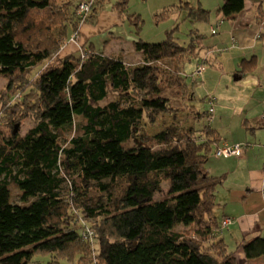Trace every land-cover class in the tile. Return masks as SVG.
<instances>
[{"label":"trees","instance_id":"obj_1","mask_svg":"<svg viewBox=\"0 0 264 264\" xmlns=\"http://www.w3.org/2000/svg\"><path fill=\"white\" fill-rule=\"evenodd\" d=\"M83 1L0 0V264H30L45 254L53 258L47 264L77 256L86 264H236L213 217L221 178L206 169L217 131L204 125L141 134L142 123L178 111L170 95L195 100L196 81L189 83L184 64L202 37L191 31L181 44L172 30L161 43L137 39L141 59L134 65L92 51L59 59L69 33L104 8V0H94L80 17ZM128 1L112 9L125 11ZM262 1L255 10L260 38ZM243 7L244 0H223L218 12L235 19ZM129 18L137 34L141 21ZM209 18L188 8L192 24ZM240 66L253 71L256 64ZM186 107L196 123L208 116ZM30 117L35 125L20 136L18 125ZM165 181L166 195L155 200ZM11 184L31 201L13 204ZM241 248L246 259L264 256V239Z\"/></svg>","mask_w":264,"mask_h":264},{"label":"crops","instance_id":"obj_2","mask_svg":"<svg viewBox=\"0 0 264 264\" xmlns=\"http://www.w3.org/2000/svg\"><path fill=\"white\" fill-rule=\"evenodd\" d=\"M254 1L252 3L244 0L243 10L235 19L228 20L229 25L225 24L224 21L222 23L221 18L223 17L219 14L221 18L216 23L219 28L217 30L218 34L215 33L217 37L212 42L215 46L209 49L211 43L206 47L202 45L204 42L201 41L199 50L205 56L200 60L193 61L197 67L201 62L208 63V60L211 57L213 58V54L218 55V57L216 56L211 60L212 64L210 63L209 69H212V72H208V69L204 68L201 77L199 76L200 78L197 77L196 79V81L204 79L203 75L206 73L212 74V78L220 77L219 83H216V91L207 93L209 97L207 98L213 100V113L210 116L212 121L210 123L217 133L218 124L224 122V115H222V112H218L216 108L217 103L219 105L222 102L219 99L235 97L241 98L242 101L240 112L243 119L239 132L243 129L245 134H239L234 138L230 133L228 139L222 138L221 142H219L220 139L218 140L215 149L233 144H242L243 149L241 147L237 157H216L214 152L206 162L208 173L221 178L222 184L217 189H224L225 191L222 199L224 200L223 206H227L229 202L225 197L228 190H238L234 195V199L238 198L240 203L244 205L242 213L230 214L224 212L227 213V216H224L225 218L221 220L213 213V217L218 224H221L225 219L234 220L226 227L221 226L217 234L218 238L224 241L227 249L230 240L235 239L236 251L230 255L235 259L236 264H264V256L246 259L241 248L244 241L257 237L264 239V174L260 171V165L264 166V131H262L264 130V38L259 37L261 28L255 19V10L260 0L258 3L256 0ZM120 15V12L112 8L109 12L105 9L101 10L93 23H82L79 26L76 41L70 42L68 39L61 46L57 57L61 59L72 54L78 56L79 47H84L88 53L92 51L107 56H122L123 61L126 59L130 62L132 60L139 61L141 59L140 55L135 52L133 47L135 38L130 35L129 28H126L125 21ZM71 35L70 32L69 36ZM121 41L126 42L125 45H122ZM127 43L128 46H126ZM258 49L260 50L257 51ZM253 59L256 64L255 69L253 71H243L240 64L243 61ZM224 68L231 75L227 84L219 86L220 82L223 84ZM219 72H221L220 75ZM257 131L261 133L257 135ZM228 174H231L232 181H226ZM255 183H260L263 190L259 191L261 188L253 189ZM254 192L258 193L257 196L253 195ZM216 196H218V190L217 194L215 191V200ZM253 202H255L254 207H252ZM218 205L220 204L218 203ZM225 230L227 235L224 234Z\"/></svg>","mask_w":264,"mask_h":264},{"label":"rangeland","instance_id":"obj_3","mask_svg":"<svg viewBox=\"0 0 264 264\" xmlns=\"http://www.w3.org/2000/svg\"><path fill=\"white\" fill-rule=\"evenodd\" d=\"M117 0H104V8L105 11L111 10L112 5L116 2ZM249 2L254 3V0H247ZM257 3L259 0H256ZM223 0H129L127 7L125 11H121V18L125 21V26L128 29L129 28V33L132 37L135 38V40H141L145 43H152V44H157L161 43L166 39V34L169 31L173 30V36L177 38L180 43H187L190 41V36L189 34L191 31L197 32L201 37H202V42H204L202 45H208L210 44V48L215 46L214 43H212L215 38L217 37V30L219 29L218 26H216L217 21L219 20L220 13L218 12L219 7L222 5ZM201 8L203 10H206L209 12V22H197V23H190L188 20H186V16L188 15V8ZM263 8H264V0H263ZM136 15L138 16L139 20L141 21L140 23V31L136 34L135 27L131 24L130 18L131 16ZM222 19L225 22V24H230L228 20H233V19ZM248 24V23H246ZM216 30L217 34L212 35L211 34V28ZM194 38V37H193ZM119 41V40H116ZM120 42V41H119ZM122 45H125L126 42L121 41ZM261 43V42H260ZM264 44V42H263ZM128 46V43L126 44ZM206 46V47H208ZM126 48V47H125ZM263 48V46H262ZM258 49L257 51H259ZM252 52V51H251ZM218 54V53H217ZM223 55V54H221ZM204 53L197 48L195 50V55L191 56L188 61L185 62L184 64V74L187 75L189 79V83L192 80L197 79V77H192L193 73L195 72L196 66L195 62L197 59H202L204 57ZM207 56V55H206ZM218 57V55L213 54L214 57ZM206 58V57H205ZM211 57L207 62H204L201 64L203 65V70L204 68L208 69V72H212V69H209L210 65L212 64L211 60H213ZM207 59V58H206ZM248 61V60H247ZM140 61H134L132 60H124V63L127 65H134ZM207 63V64H206ZM211 63V64H210ZM219 75L221 72L218 73ZM224 76L222 77V82H220V85L227 84L229 80V76L231 75L226 68H224L223 72ZM199 77V76H198ZM201 77V76H200ZM199 77V78H200ZM204 79H200V81H196V85L194 87V93H195V100L192 102H189L188 100V94H184L182 97L184 99H174V96L171 97V101L175 103L176 107L175 110H178L176 112H171L167 114H162L158 116L156 121L153 124H145L142 123V132L141 134L146 136V137H152L163 130L171 129V128H176V129H183L185 131H192V129H200L204 125H209L211 126V123L209 121V117H204L198 123L195 121V116H194V109L187 108L186 106H194L199 112L205 113L210 105L208 103V94L209 91L215 92L216 91V83H219V78H212V74L206 73L203 75ZM5 86V80H3L0 77V91L4 90ZM221 91V90H220ZM171 93H174L173 91ZM170 93V94H171ZM175 94V93H174ZM208 97V98H207ZM208 100H207V99ZM219 99V97H218ZM219 101L220 104L218 105L217 103V110L218 112H222V115H224V122L222 124H218V138L220 139L219 142H221L222 138H229L230 133L236 138L237 135L239 134H245V131L242 129L241 132H239L241 128V122H242V116L240 112V108L242 106V101L241 98H235L231 97L229 98H220ZM185 102V104L183 103ZM215 107V106H214ZM227 117V118H225ZM3 118V117H2ZM1 118V119H2ZM210 124H209V123ZM35 125V121L33 118H25L21 121V123L18 125V134L20 136H23L27 130L32 128ZM212 127V126H211ZM213 128V127H212ZM264 131V130H262ZM260 131H257V135L260 134ZM204 138L202 136H198V141L203 140ZM131 143L129 142L127 145H130ZM242 149L243 145L240 144ZM215 146L211 147V153L209 154L208 158L212 156V154L215 152L214 151ZM216 150V149H215ZM260 158V156H259ZM260 161V159H259ZM258 161V162H259ZM264 162V160H263ZM262 162V163H263ZM260 171L263 172L264 174V166L262 164L260 165ZM231 174L227 175L226 181H232L231 180ZM256 184V185H255ZM253 185V189L255 188H261L260 183H255ZM168 182L165 181L164 183L161 184L160 190L154 194V199L155 200H160L164 198L166 195L168 188H167ZM259 185V187H258ZM218 190V196H216V201L217 205L215 206L213 213L218 219L225 218L224 216H227V213L230 214H240L242 213V210H244V205L240 203V200L238 198L234 199L235 193L238 192V190H228V192L225 193V197L229 200L227 206L224 205V200L223 197V192L224 189H216V194ZM263 189L261 188L262 191ZM10 191V201L13 204L17 205H22V204H27L31 200L27 202H23L21 197H20V192L19 190L11 184L9 187ZM260 193V192H259ZM258 193L254 192L253 195L257 196ZM218 203L220 205H218ZM255 206V202H253L252 207ZM227 212V213H224ZM224 213V214H222ZM230 223L234 221L233 219H230ZM228 224V225H229ZM178 230H181L182 227H178ZM224 234L227 235L226 230L224 231ZM238 234V233H237ZM236 251V246H235V239L230 240V244L227 249L228 255L232 254L233 252ZM52 256L49 254H45L42 256H35L30 264H47L52 261ZM79 257H75L74 260L72 261H65V260H60V264H86L84 262H79Z\"/></svg>","mask_w":264,"mask_h":264},{"label":"built area","instance_id":"obj_4","mask_svg":"<svg viewBox=\"0 0 264 264\" xmlns=\"http://www.w3.org/2000/svg\"><path fill=\"white\" fill-rule=\"evenodd\" d=\"M94 0H85L79 4V8L77 10V15L80 17H83L86 13H88L89 8L91 7ZM212 34H215V30L212 29ZM78 31H75L72 33V35L69 38L70 42H74L77 39ZM88 52L85 50L84 47H79V55L81 59H84L87 56ZM203 71L202 66H198L195 73L192 75L193 77H198L201 75ZM209 109H208V117L209 121L211 122V115L213 113V100H209ZM2 118V113H0V119ZM241 145L240 144H233V145H224L221 148H217L215 150L214 155L216 157H237L240 153ZM230 219H225L222 221L221 226L226 227L230 223ZM92 231L90 229H86L84 232L85 238H92Z\"/></svg>","mask_w":264,"mask_h":264}]
</instances>
